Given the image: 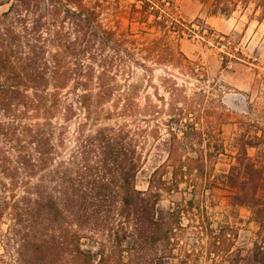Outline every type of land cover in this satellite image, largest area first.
<instances>
[{
  "label": "trees",
  "instance_id": "trees-1",
  "mask_svg": "<svg viewBox=\"0 0 264 264\" xmlns=\"http://www.w3.org/2000/svg\"><path fill=\"white\" fill-rule=\"evenodd\" d=\"M105 1L13 0L0 14V226L8 222L16 264H264V164L248 155L256 143L241 135L216 173L226 115L171 79L167 99L130 84L135 69L152 73L143 61L203 73L180 51L161 57L156 43L104 25ZM136 1L161 31L171 22L183 35L172 0ZM251 2L264 12V0H214L213 13ZM155 142L167 158L139 190ZM213 185L230 193L221 222L199 197ZM242 231L251 237L241 244Z\"/></svg>",
  "mask_w": 264,
  "mask_h": 264
},
{
  "label": "rangeland",
  "instance_id": "rangeland-1",
  "mask_svg": "<svg viewBox=\"0 0 264 264\" xmlns=\"http://www.w3.org/2000/svg\"><path fill=\"white\" fill-rule=\"evenodd\" d=\"M12 1L0 0V14L9 8ZM103 3L101 21L104 25L136 34L141 46L156 43L155 50L161 57H166V52L180 51L203 73L196 77L182 73L167 63L158 65L142 60L153 68L152 73L146 75L142 69H135L130 84L141 85V91L146 88L147 93L158 92L167 99L168 94L163 87V81L167 78L170 84L173 81L183 89L186 97L205 94L211 109L226 115L221 136L227 156H221L216 173L229 167L228 157L238 153L236 140L243 134L256 143V148H248V155L264 164L263 6L257 7L256 2L247 5L239 3L229 16H225L213 13L214 0H172V5H168L171 8L170 18L185 29L180 35V28H173L171 22L168 24L169 31L165 32L157 27L154 16L145 19L142 4L136 0H106ZM175 131L179 133V130ZM162 134L160 141L168 139L164 127ZM150 149L149 160L138 178L139 190L147 189L151 173L167 158L159 142L152 143ZM169 178L166 176L167 180ZM3 181L0 175V196L3 195ZM199 194L202 205L208 209L213 221L221 222L231 211L230 193L221 187L213 185L205 193ZM161 205L164 208L171 205L168 195L164 194ZM240 215L245 217V211H240ZM3 223L0 226V264H16L14 250L6 244L8 222L5 220ZM183 223L188 224L187 217ZM241 234V244L251 237L249 232L242 231ZM186 240L195 242L193 228L189 230Z\"/></svg>",
  "mask_w": 264,
  "mask_h": 264
}]
</instances>
